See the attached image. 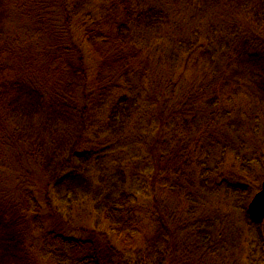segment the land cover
I'll return each instance as SVG.
<instances>
[{"label":"trees","instance_id":"16d2710c","mask_svg":"<svg viewBox=\"0 0 264 264\" xmlns=\"http://www.w3.org/2000/svg\"><path fill=\"white\" fill-rule=\"evenodd\" d=\"M48 3L44 10L42 3L24 4L27 9L23 12L33 14V23L41 29V42L35 41L34 52L19 36L0 37V58L7 51V60H12L11 70L0 62V160L16 156L21 172H43L42 179L33 183L17 177L14 191L0 184V264H257L253 257L257 247L251 246L252 252L245 256L235 254L233 245L229 249L225 218L195 207L194 175L175 166L176 162L170 164L172 143L160 134L155 141L160 152L153 157L150 152L142 172L143 179L151 182L141 181L140 191H132L126 180L125 185L110 180L123 175L117 165L106 178L104 163L115 148L127 147L122 136L127 125H143L144 121L154 125L157 117L156 122L164 125L162 134L176 136L177 120L188 130L211 121L219 124L221 113L229 114L225 102L243 89L264 101V0H194L198 16L211 11L219 19L210 25L208 40L212 43L206 50L212 73L222 80H203L181 93V101H186L184 112L204 100L208 111H199L201 120L196 115L191 120L183 115L177 119L179 112L166 101L159 104L153 91L145 94L147 99L136 92L149 62L142 35L163 28L169 21L165 10L142 8L141 2L132 0H112L106 9H97V15L89 9L85 20L75 23L73 33L67 0ZM84 3L76 1V14ZM45 26L64 41L52 44ZM81 44L88 46L93 65L79 56ZM211 46L218 64L211 57ZM35 58L43 63H36ZM222 61L229 73L219 67ZM214 83L215 90L207 95L206 89ZM90 84L99 95L93 96ZM110 96L115 97L108 104ZM90 128L93 139L84 133ZM70 130L72 134L67 135ZM246 131L237 127L233 141L208 136L210 146L202 145L212 162L211 148L222 149L220 163L229 150L251 176L250 184L234 176L230 177L235 183L227 181L249 220L253 187L257 185L258 192L264 179V154H258L259 148L247 141ZM219 162L210 171L217 170ZM255 167L261 173L254 172ZM183 179L188 189L183 188ZM148 189L154 191L151 199L146 198ZM85 198L92 204L88 214L96 224L77 227L71 214ZM57 199L65 207L54 205ZM44 206L46 214L41 216ZM251 223L259 229L256 236L262 247L264 222L251 219ZM259 261H264V255Z\"/></svg>","mask_w":264,"mask_h":264},{"label":"rangeland","instance_id":"374dc122","mask_svg":"<svg viewBox=\"0 0 264 264\" xmlns=\"http://www.w3.org/2000/svg\"><path fill=\"white\" fill-rule=\"evenodd\" d=\"M49 1L57 2L59 0L3 1V9L0 7V37L5 36L7 38H14L19 36L21 41L25 45H28V50L34 52L33 47L36 43L35 41L38 40V43L41 42V29L33 23L35 19L33 14H28L23 12V10L27 9L25 6H29V4L32 5L34 2L39 4L42 3L43 5L41 8L44 10V8L49 5ZM76 1L80 2L81 0H67L66 4L69 12L72 13L70 26L72 27L73 33H75L77 27L75 23L79 24L82 19L85 20L84 15L89 9H93L94 13L97 15L99 13L96 12L97 9H102V6L106 9L107 5H109L112 0H83L85 3L82 4V10L78 14H76ZM132 1L133 3L141 2L140 5L142 8L154 6L163 9L168 13L169 17V21L165 23L163 28L149 29L142 35L141 39L146 48L149 62L142 76L139 77L137 84L138 89L136 92L142 93L144 99H147L148 96L145 94H149L150 91H153V97L155 100L159 101V104L166 101L169 107H173L176 112H179V114L176 115L177 119L181 118L183 115L185 119L191 120L192 117L196 115L197 120H201L202 118L199 111L204 109V106L206 107V105H204V100L199 99V101L195 103L193 109H187L184 112L183 106L186 101H181V93L184 91L189 92L191 87L194 88L201 84L203 80L204 82L210 79L213 81L216 77L218 78L217 82H219V79L222 80V77L220 78L219 75L217 76L212 73L209 51L206 50V47L212 43L208 40L210 25L212 21H214V24L215 22L219 23V19L210 14L211 11L207 12L202 18L198 16L194 8V0ZM4 9L5 12H3ZM43 10H39V12H43ZM28 12L32 13L30 9H28ZM195 14L197 17L194 16ZM45 29L47 30L46 35L49 37L52 44L57 45V43L64 41L62 37L56 36L48 31L51 29L50 27L48 28L45 26ZM25 45L24 48H26ZM211 47H209L213 53L211 57L216 59L218 64V55L212 51L215 50V48L213 46ZM2 48L3 47H1L0 50ZM80 49L81 54L79 56L83 58L82 61L90 66L91 64L93 65L94 63L91 61L93 57L88 46L81 44ZM5 55H7V51ZM5 55L0 58V62L4 63L9 70H11L12 60L9 59L8 61ZM39 59L40 60L37 61L38 58H35L34 61L36 63H43V60L41 58ZM219 67L226 73H229L224 61L219 64ZM244 69H247V67ZM214 85L215 83L206 89L207 95L209 92L211 93L215 90ZM90 86L94 89L93 96L99 95L94 85L92 86L90 84ZM255 88L257 89V87ZM245 91L246 90L243 89L238 95L233 94L231 101L228 103L225 102L224 108L229 111L228 115H225L224 112L221 113L222 108L218 110V112L221 113L219 124H214L211 121L208 125H193L188 130V126L179 125L180 121L177 120L174 124L178 130L176 136H168L166 131L162 134L164 125H159V123L156 122L158 121L157 117H155L154 125H146L147 122L145 123V121L143 125H127L125 131L122 132V136H125L127 147L123 150L115 148L114 155L111 156L110 159H107L104 164L107 165L106 178H110L112 172L110 170L117 165L123 175L110 180L114 183L123 185H125L126 180L127 187L130 186L132 191H140L141 184L139 186V183L141 181L146 185H148L149 181L151 182V180H148L147 183V179H143L142 172H144L147 161L151 159L149 155L150 152L152 153V157L158 155L160 152L157 151L158 147L155 144L158 138L157 136L160 134L163 140L167 139V141L172 143L171 150L172 152L174 150V153L171 154L170 164L176 162L175 166L179 165L183 171L185 170L194 175L192 178L195 184L194 192L197 193L198 198L195 207L208 215L215 214L223 216L226 224L223 226L228 229L227 239L229 249L233 245L232 250L235 254L245 256L248 252H252L251 246L254 245L257 247L256 250H258L257 254L253 253L254 263L259 264L258 262H260V264H264V261H259L260 257L264 255V244H262L264 241L260 244L262 247H259L258 238L256 236L259 229L257 225L251 223V219L248 220L245 217L241 207L237 205L235 194H233L232 189L228 188L227 184V181L234 183L237 181L230 176L237 177L238 179H242L245 183L250 184L251 181H253L251 180V176H248V173L243 171L241 163L235 161L233 153L228 152L229 150H226V158H224L223 163H220L219 161L221 158H219V154L222 149L220 147L211 148L210 151H214L213 157L215 159L212 162L211 159L206 158V150L202 145L204 142L206 146H210L207 141L208 136H214L216 140L220 142L225 140L233 141L237 137L238 127L239 129L247 130L245 132L248 138L247 141H250L253 145L252 147L256 145L257 148H259L258 154H264V101H262L260 97L255 96L252 92H249V90L247 92ZM225 94H227V92H225ZM114 97L110 96V98H108V104ZM206 110L208 111V108ZM252 112H254V114H252ZM256 115L259 117V121L257 122H255ZM91 129L92 128H90V130L86 129L84 133L87 137L93 139L91 134L93 132ZM72 132L73 130H70L67 135H71ZM238 135H240L239 131ZM94 146H97V144H94ZM252 147L249 148V152L253 151ZM16 160V156L5 157L0 160V184L3 188L14 191L17 186L16 182L26 177L31 183H33L32 181H40L42 179V169H37L35 172H21L19 166L16 164ZM217 162H219L217 170L210 171L214 166H217ZM14 169H18V171H14ZM15 172L16 175L14 174ZM254 172H257V174L261 173L258 167H255ZM133 173L134 176H132ZM95 174H97V172H95ZM141 178L143 180H141ZM199 178L204 180V184ZM110 180L108 182H111ZM182 181L184 185L183 188L188 189L185 179ZM95 182L98 183L96 180ZM205 184H207V186H205ZM259 185L261 186V182ZM257 190L256 185L253 187L252 197ZM141 191H143V189ZM153 194V189H148L147 196L146 194L145 196L147 199H151ZM139 197L143 199L142 192ZM184 201L189 204L187 200L184 199ZM58 202L57 199L54 205L64 206ZM90 206L92 207V204L86 201L85 198L84 201L80 202V207L75 209L71 214L75 219L74 222L77 227L93 226L96 224L92 216L90 217L88 214ZM45 207L46 206L40 210L39 215L44 216L46 214ZM261 229L264 233V224Z\"/></svg>","mask_w":264,"mask_h":264},{"label":"water","instance_id":"95a60500","mask_svg":"<svg viewBox=\"0 0 264 264\" xmlns=\"http://www.w3.org/2000/svg\"><path fill=\"white\" fill-rule=\"evenodd\" d=\"M249 217L258 223L264 222V179L261 189L253 196L248 204Z\"/></svg>","mask_w":264,"mask_h":264}]
</instances>
